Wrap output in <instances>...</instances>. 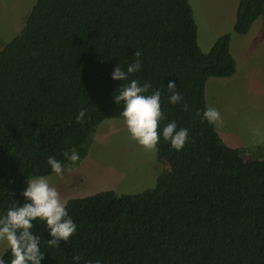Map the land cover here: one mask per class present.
<instances>
[{
    "label": "trees",
    "instance_id": "obj_1",
    "mask_svg": "<svg viewBox=\"0 0 264 264\" xmlns=\"http://www.w3.org/2000/svg\"><path fill=\"white\" fill-rule=\"evenodd\" d=\"M262 16L264 0H239L234 33L249 34ZM231 42L226 33L200 48L190 0L36 1L0 51V212L23 203L27 178L49 175L48 156L63 162L76 150L82 162L97 128L122 119L110 76L136 51L142 66L130 79L149 83L148 94L161 90L160 127L174 120L190 135L180 152L158 143L168 168L153 188L69 200L77 232L67 244L49 248L36 224L42 264H74L77 255L80 264H264V158H255L264 147H230L197 115L208 106L209 80L237 73ZM170 80L188 112L168 103ZM81 109L84 123L75 119ZM2 258L8 264V250Z\"/></svg>",
    "mask_w": 264,
    "mask_h": 264
},
{
    "label": "rangeland",
    "instance_id": "obj_2",
    "mask_svg": "<svg viewBox=\"0 0 264 264\" xmlns=\"http://www.w3.org/2000/svg\"><path fill=\"white\" fill-rule=\"evenodd\" d=\"M36 1L0 0V51L26 23ZM190 3L200 48L208 52L217 36L230 33L234 41L231 50L237 51L236 75L211 79L206 87L208 106L216 107L221 116L215 124L217 132L226 144L236 148L264 147V33L259 39L234 33L239 0H190ZM91 139L88 155L78 166L62 179L50 177L65 204L102 191L138 194L153 188L168 168L157 160V151L146 152L129 138L122 119L104 121ZM6 251L0 243V257Z\"/></svg>",
    "mask_w": 264,
    "mask_h": 264
},
{
    "label": "clouds",
    "instance_id": "obj_3",
    "mask_svg": "<svg viewBox=\"0 0 264 264\" xmlns=\"http://www.w3.org/2000/svg\"><path fill=\"white\" fill-rule=\"evenodd\" d=\"M134 56L135 61L125 67L118 63L110 76L111 80L119 82L113 100L116 106L122 104L120 117L127 134L146 152H155L161 139L168 143L170 150L180 152L190 140L189 129L178 127L174 120L160 127V122L164 119L161 90L148 94L151 87L149 83L141 85L138 80L130 79L142 66L141 52L136 51ZM166 89L169 104L181 105L185 112L190 110L189 104L184 102L183 95L177 89L176 81L170 80ZM197 115L209 125L221 120L219 110L213 106H206ZM75 119L78 123H84L87 119L86 109L79 110ZM63 157L62 162L55 156H48L46 165L50 170L49 175L27 178L21 192L23 203L12 201L0 212V243L10 253L8 264H42L45 253L41 251V238L34 231L36 224H42L47 231L49 238L46 244L49 248L60 247V242L67 244L77 232V223L68 214L57 188L50 183V177L54 174L56 178L62 179L66 172L78 166L81 156L76 150H66ZM72 259L74 264H80L83 258L77 255ZM0 264H6L2 257Z\"/></svg>",
    "mask_w": 264,
    "mask_h": 264
},
{
    "label": "crops",
    "instance_id": "obj_4",
    "mask_svg": "<svg viewBox=\"0 0 264 264\" xmlns=\"http://www.w3.org/2000/svg\"><path fill=\"white\" fill-rule=\"evenodd\" d=\"M263 33H264V16H262L259 20H257L255 22V24L253 25V27H252V29H251V31H250V33L248 35L251 36L252 39H254V38L255 39H259L260 35L263 34ZM218 37L219 36H217L215 38L214 42L216 41V39ZM214 42H213V44H214ZM232 42H234L233 39H232ZM232 52H233V54H237V51L235 52L234 50H232ZM237 72H238V69H237ZM230 147L235 148L234 146H230Z\"/></svg>",
    "mask_w": 264,
    "mask_h": 264
}]
</instances>
